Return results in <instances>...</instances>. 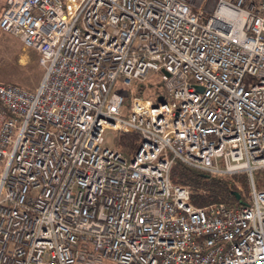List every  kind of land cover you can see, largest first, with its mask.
Instances as JSON below:
<instances>
[{"label":"built area","instance_id":"obj_1","mask_svg":"<svg viewBox=\"0 0 264 264\" xmlns=\"http://www.w3.org/2000/svg\"><path fill=\"white\" fill-rule=\"evenodd\" d=\"M0 29L43 69L0 81V264H264V0H5ZM176 161L249 191L195 206Z\"/></svg>","mask_w":264,"mask_h":264},{"label":"trees","instance_id":"obj_2","mask_svg":"<svg viewBox=\"0 0 264 264\" xmlns=\"http://www.w3.org/2000/svg\"><path fill=\"white\" fill-rule=\"evenodd\" d=\"M5 6V0L0 5V13ZM158 90H149L148 96H153ZM133 93L143 95V92L135 88ZM124 101L129 104L131 93L129 89H121ZM140 142L138 132L117 134L115 145L121 152L130 157L136 150ZM170 180L175 184L188 185L190 187V203L195 206H206L208 204L226 203L227 205H238L244 201L245 196L239 190L241 185L243 190L245 186L234 179L233 174H212L199 168L187 165L181 161H176L170 169ZM244 180V178H243ZM245 183V180H244ZM243 185V186H242ZM239 193L240 198H236Z\"/></svg>","mask_w":264,"mask_h":264},{"label":"rangeland","instance_id":"obj_3","mask_svg":"<svg viewBox=\"0 0 264 264\" xmlns=\"http://www.w3.org/2000/svg\"><path fill=\"white\" fill-rule=\"evenodd\" d=\"M3 1L0 0V5ZM37 58V52L32 48L25 47L19 37L0 29V81H12L34 89L43 74V69L39 66ZM157 75L160 77V74ZM158 76H153L151 81L145 85L147 94L149 90H160ZM117 134L114 129L105 128L102 132L103 144L110 147L115 146ZM233 175H235L236 181L245 186V190H242V194L245 196L249 191L246 174L237 172Z\"/></svg>","mask_w":264,"mask_h":264},{"label":"water","instance_id":"obj_4","mask_svg":"<svg viewBox=\"0 0 264 264\" xmlns=\"http://www.w3.org/2000/svg\"><path fill=\"white\" fill-rule=\"evenodd\" d=\"M162 100H163V97H162V96H158V97H157V101H162ZM236 198H237V199L240 198L239 193L236 194Z\"/></svg>","mask_w":264,"mask_h":264}]
</instances>
